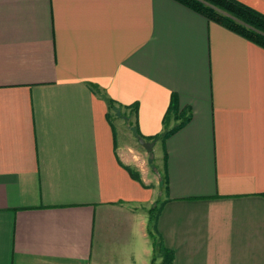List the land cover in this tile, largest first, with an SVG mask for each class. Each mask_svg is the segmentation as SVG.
<instances>
[{"label":"crops","instance_id":"0c3cea01","mask_svg":"<svg viewBox=\"0 0 264 264\" xmlns=\"http://www.w3.org/2000/svg\"><path fill=\"white\" fill-rule=\"evenodd\" d=\"M165 248L264 264V48L177 0H0V264Z\"/></svg>","mask_w":264,"mask_h":264},{"label":"trees","instance_id":"16d2710c","mask_svg":"<svg viewBox=\"0 0 264 264\" xmlns=\"http://www.w3.org/2000/svg\"><path fill=\"white\" fill-rule=\"evenodd\" d=\"M181 4L203 14L208 19L218 22L228 29L244 36L264 48V13L239 0H177ZM190 117L174 127L165 135L180 128ZM154 163V159L152 161ZM157 206L152 208V215ZM162 264H172L173 255L167 248Z\"/></svg>","mask_w":264,"mask_h":264},{"label":"rangeland","instance_id":"374dc122","mask_svg":"<svg viewBox=\"0 0 264 264\" xmlns=\"http://www.w3.org/2000/svg\"><path fill=\"white\" fill-rule=\"evenodd\" d=\"M242 36V35H241ZM247 39V38H246ZM137 144L140 146L141 144L139 142H137ZM138 145H134L135 147H133L135 150H130V149H126V152L130 153L129 156H131L130 158V162L131 164H136V163H143L144 168L147 170V167L150 165V170H151V166H154L153 161V150L151 152H148L142 145L140 147H138ZM158 149V147H157ZM148 162V163H147ZM150 163V164H149ZM153 173V172H152Z\"/></svg>","mask_w":264,"mask_h":264},{"label":"water","instance_id":"95a60500","mask_svg":"<svg viewBox=\"0 0 264 264\" xmlns=\"http://www.w3.org/2000/svg\"><path fill=\"white\" fill-rule=\"evenodd\" d=\"M139 143L148 151L151 152L155 145L154 141L145 140L143 137L139 138Z\"/></svg>","mask_w":264,"mask_h":264}]
</instances>
